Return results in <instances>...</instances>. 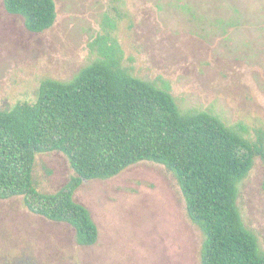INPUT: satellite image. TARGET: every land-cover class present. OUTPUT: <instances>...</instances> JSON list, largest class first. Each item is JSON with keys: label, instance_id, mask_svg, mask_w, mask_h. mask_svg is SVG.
I'll list each match as a JSON object with an SVG mask.
<instances>
[{"label": "rangeland", "instance_id": "rangeland-1", "mask_svg": "<svg viewBox=\"0 0 264 264\" xmlns=\"http://www.w3.org/2000/svg\"><path fill=\"white\" fill-rule=\"evenodd\" d=\"M57 19L32 32L0 0V110L34 102L41 81H69L110 32L131 74L168 87L184 113L209 112L264 149V0H55ZM110 23L114 24L111 27ZM59 151L37 155L34 180L56 192L74 175ZM99 229H75L0 199V264H201L204 239L165 165L141 161L74 194ZM238 206L264 251V155L240 184Z\"/></svg>", "mask_w": 264, "mask_h": 264}, {"label": "trees", "instance_id": "trees-1", "mask_svg": "<svg viewBox=\"0 0 264 264\" xmlns=\"http://www.w3.org/2000/svg\"><path fill=\"white\" fill-rule=\"evenodd\" d=\"M4 3L32 32L57 19L55 0ZM95 44L98 57L71 80L45 79L34 102L0 110V199L21 196L30 212L69 224L80 245L92 246L99 229L75 200L77 189L152 161L173 172L187 215L203 233L201 264H264L238 206L240 184L264 149L209 112H182L168 87L131 74L110 32ZM52 151L64 153L75 174L56 192H41L37 155Z\"/></svg>", "mask_w": 264, "mask_h": 264}]
</instances>
